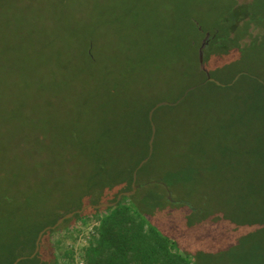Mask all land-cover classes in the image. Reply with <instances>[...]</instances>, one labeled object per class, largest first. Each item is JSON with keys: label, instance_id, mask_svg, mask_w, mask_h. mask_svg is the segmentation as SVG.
<instances>
[{"label": "trees", "instance_id": "1", "mask_svg": "<svg viewBox=\"0 0 264 264\" xmlns=\"http://www.w3.org/2000/svg\"><path fill=\"white\" fill-rule=\"evenodd\" d=\"M51 1L57 15L61 6L76 4L79 8V4L84 6L86 2ZM164 1L171 6V13L160 11L157 17L144 18L140 24L137 9L133 11L135 15L130 16V27L139 28L147 36L143 42L135 41L125 53L116 52L103 62L93 52L91 38L78 54L79 71H50L45 135L67 137L63 143L67 149L53 162L56 168L54 165L49 167L42 178L35 180L33 197L52 205L60 202L65 207L54 210L49 220H41L37 214L27 215L20 222L3 220L0 229H8L11 225L16 233L8 246L10 250L4 247L2 264H13L23 255L27 257L18 264H75L78 259L80 264H264V196L257 207V204L250 205V194L256 185L255 174L259 175V189L264 188V153L260 150L264 149V142L260 147L249 149L260 153H255L252 161L244 166L247 170L241 172L244 179H251L246 189L248 194L242 198L246 205L244 216L231 225L226 224L227 229L239 227L240 238L228 241L224 251L210 249L207 237L180 235L171 227L172 222L159 212L164 206L181 203L172 194L173 200L168 197L170 186L166 182L163 184L165 179L171 182L169 178L173 175L161 178L157 172L153 173L158 176L150 174L162 162V155L155 150L160 147L158 135L168 128L176 130V135H214L226 141L234 125L225 127L224 117L231 114L230 103L243 104L247 111L245 109L242 114L246 117L256 115L264 119V0ZM101 5L116 9L122 2L109 0ZM21 8L20 15L14 12L0 15V56L13 53L14 61L21 64L20 69L6 70V61H0V88L5 84L3 81L13 84L10 96L13 102L3 106L2 115L7 119L5 125L11 127L15 123L12 130L17 132L31 122L24 106L29 101L30 83L24 75L27 65H24L23 52H19L24 48L23 43L16 37L11 45V38L27 23L43 24L44 20L39 16V7L33 9L32 17L25 13V6ZM100 17L103 22L110 19L102 14ZM154 35L161 39L152 42ZM171 59L173 65H170ZM249 69L255 72H249ZM208 77L225 85L204 82ZM193 85L197 87L178 105H163L156 109L153 116L157 128L154 151L138 170L140 187L137 191L123 196L115 206L97 208L91 205L65 219L58 227L47 230L39 251L30 257L39 231L54 224L59 216L91 201L95 204L115 201L120 192L132 188L133 171L149 153L150 109L167 95L176 101ZM167 111L169 114H163ZM209 111L212 115L208 118ZM237 115L234 121L242 123L247 119ZM63 127H66L65 131ZM262 131L260 136L264 140ZM223 148L224 155L227 154L225 149L232 153L225 156L227 161L243 162L244 155L238 154L239 149L231 150L226 145ZM177 173L181 174V171ZM150 188L161 193L157 191L151 195L148 193ZM190 209L194 211L193 206ZM171 219H177V215ZM87 220L94 224L79 257L72 245L59 251L54 234L61 232L65 224L86 223ZM15 244L23 247L16 250L12 248Z\"/></svg>", "mask_w": 264, "mask_h": 264}, {"label": "rangeland", "instance_id": "2", "mask_svg": "<svg viewBox=\"0 0 264 264\" xmlns=\"http://www.w3.org/2000/svg\"><path fill=\"white\" fill-rule=\"evenodd\" d=\"M246 1L250 0H240V2ZM107 2L109 0H86L84 6L78 3L79 8L75 6L76 4L61 6L60 14L57 15V9L51 6V3L54 4L51 0H0V15L1 13L9 15L13 12L20 15L21 6H25V13L28 17H32L33 9L39 7L37 8L41 14L39 16L44 19L43 24L27 23L20 27L16 36L11 38V45L16 37L23 43L24 48L19 52H23L24 65H27L24 75L30 83L29 101L24 106L29 112L31 122L29 121L28 125L26 124V127L19 132L12 130L16 127L15 123L11 127L9 124L5 125L7 119L2 115L3 106L13 102V97H10L13 84L9 85L8 81H3L5 84H2L0 88L3 91L0 93V227L3 226L1 223L3 220L20 222L22 218H27V215L37 214L41 220H49L54 210L56 212L65 207L60 202L52 205L33 197L35 180L42 178L49 167L54 165L53 162L59 159V155L67 149L66 143L63 144L67 137L45 135L49 92L47 82L51 80L50 71L52 69L79 71L81 65L78 54L84 50L85 44L89 43L91 38L94 44L93 52L103 62L107 56L116 52L125 53L129 45L136 43L135 41L143 42L147 37L139 28L130 27L132 24L130 18L135 15L133 12L135 9L139 12H136V17H139L140 24L145 20L144 18L157 17L161 14L160 11L166 13L171 8L165 4L164 0H121L122 5L116 9L115 6L101 5ZM169 13H171L170 10ZM100 14L122 24L110 19L103 22ZM25 36L26 39H24ZM159 39L161 38L156 35L151 37L152 42H157ZM8 44L9 40L7 46ZM14 57L15 55L10 52L0 56V61H6V70L20 69L21 64L14 61ZM172 61L173 59L170 60V65H173ZM249 70V72H255L254 69ZM169 96L171 95H167L162 101L175 102ZM229 106L232 108L230 116L223 114L225 127L233 123L234 125L230 128V137L226 141L214 135H176L178 134L176 130L168 128L165 133L158 135L160 147L155 150L158 155H162V162L157 164L150 173L160 175L161 178L175 175L169 178L171 182L165 179L163 184L168 183L173 198L181 200V203L176 206H164L159 214L169 219L172 222L171 227L179 231L180 235L188 233L199 235L200 238H209L210 249H216L215 251L222 249L224 251V245L228 241H237L240 238L239 227L227 229L226 224L229 222L231 225L232 222L239 221L238 218L244 216L243 209L246 205L242 198L248 194L246 189L248 190L251 179H244L241 172L247 170L244 166L252 161L250 159L255 153H260V151L254 152L249 149L253 148L252 146L260 147L264 142L263 137L260 136L263 135L264 119L256 115L253 117L243 115L242 111L246 109L243 104L230 103ZM167 113L169 114L168 111L163 112V114ZM237 113L247 118L242 121L243 124L233 120L234 116L238 117ZM210 114L212 115L209 111L208 118ZM63 130L65 131L66 127H63ZM218 143H220L219 146ZM224 144L226 147H231L229 148L231 150L239 149L238 154L244 155L243 162L227 161L225 156L232 153L225 149L227 154H223ZM260 150L263 154L264 149ZM163 162L166 164L163 165ZM54 167L56 168V165ZM180 171L181 174L177 173ZM153 172H157L158 175ZM258 176L255 174L256 185L253 193L250 194V205L257 204L256 207L264 196V188L259 189ZM157 191L150 188L148 193L153 195ZM192 206L194 211L190 209ZM175 214L177 219H171ZM93 224L92 220H87L86 223L74 221L65 224L61 232L53 236L54 243L59 245V251H63L65 246L72 245L78 258L80 250L88 240ZM183 227L187 230L185 231ZM228 230L230 232H227ZM15 233L11 225L8 229H0V260L3 259L4 247L10 250L8 246L11 245ZM20 247L23 246L15 244L12 248L17 250ZM75 264H80V259Z\"/></svg>", "mask_w": 264, "mask_h": 264}, {"label": "water", "instance_id": "3", "mask_svg": "<svg viewBox=\"0 0 264 264\" xmlns=\"http://www.w3.org/2000/svg\"><path fill=\"white\" fill-rule=\"evenodd\" d=\"M240 74L236 75V77L233 79V82L236 81L238 79ZM207 81H214L215 83H217L218 85H225L224 83L220 82L219 80H216L215 78H212V77H208L204 82H207ZM232 83V82H231ZM229 83V84H231ZM197 87V85H193V86H190L186 91L185 93L179 98L177 99L175 102H169V101H159L157 102L149 111V119L151 121V125H152V133H151V137L149 139V153H148V156H146L145 158H143L140 163L138 164V166L134 169L133 171V182H132V188L130 190H127V191H122L120 192L118 195H117V198L115 201H111V202H102V203H99V204H86V205H83L80 209H75V210H72L70 212H67L61 216L58 217L57 221L52 224V225H47L45 226L43 229H41L37 235V238L35 240V249L33 251V253L30 255V257H34L36 255V253L39 251V248H40V242H41V239L43 237V235L45 234V232L49 229H54L56 227H58L60 224H62V222L65 220V219H68V218H71L73 217L76 213L78 212H83L86 208H88L89 206H94V207H97V208H100V207H105V206H115L123 196H129V195H132L134 194L137 189L140 187V184H137V175H138V170L145 164L149 161L152 153H153V149H154V140H155V135H156V125L153 121V116H154V113L156 111L157 108H159L160 106H163V105H176L178 103H180L187 95L188 93L191 91V90H194L195 88ZM168 197L170 199L173 200V198L171 197V194L169 193ZM27 256H19L16 258V260L14 261L13 264H18V262L23 259V258H26Z\"/></svg>", "mask_w": 264, "mask_h": 264}]
</instances>
